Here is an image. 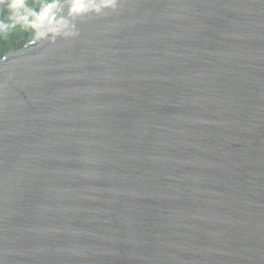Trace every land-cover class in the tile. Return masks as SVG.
I'll list each match as a JSON object with an SVG mask.
<instances>
[{
    "label": "water",
    "instance_id": "1",
    "mask_svg": "<svg viewBox=\"0 0 264 264\" xmlns=\"http://www.w3.org/2000/svg\"><path fill=\"white\" fill-rule=\"evenodd\" d=\"M0 57V264H264V0H123Z\"/></svg>",
    "mask_w": 264,
    "mask_h": 264
},
{
    "label": "clouds",
    "instance_id": "2",
    "mask_svg": "<svg viewBox=\"0 0 264 264\" xmlns=\"http://www.w3.org/2000/svg\"><path fill=\"white\" fill-rule=\"evenodd\" d=\"M123 0H0V37L19 29L29 33L30 43L79 36L78 24L86 19L115 13Z\"/></svg>",
    "mask_w": 264,
    "mask_h": 264
},
{
    "label": "trees",
    "instance_id": "3",
    "mask_svg": "<svg viewBox=\"0 0 264 264\" xmlns=\"http://www.w3.org/2000/svg\"><path fill=\"white\" fill-rule=\"evenodd\" d=\"M35 2L36 0H29V3ZM29 40V33L19 29L9 33L6 37H0V57L9 50L21 48Z\"/></svg>",
    "mask_w": 264,
    "mask_h": 264
}]
</instances>
